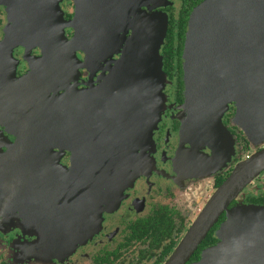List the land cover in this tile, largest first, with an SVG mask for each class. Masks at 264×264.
Instances as JSON below:
<instances>
[{
	"label": "water",
	"instance_id": "obj_1",
	"mask_svg": "<svg viewBox=\"0 0 264 264\" xmlns=\"http://www.w3.org/2000/svg\"><path fill=\"white\" fill-rule=\"evenodd\" d=\"M116 1L75 0V15L68 22L74 28L71 38L65 33L64 18L55 9L57 0L41 1L47 8L44 28L43 22L37 29L29 21H22L10 26L0 42L1 65L12 61L13 46L19 42H36L44 51L33 71L24 78L14 80L12 70L7 69L11 86L0 90V124L17 138L7 151L0 149V223L1 217L9 218L16 212L26 217L33 210H51L49 191L70 192L72 217L68 213L55 222L63 224L61 229L66 233L54 240L66 247L86 240L104 201L113 193H121L130 182L134 168L139 167L137 150L149 145L160 115L154 108V97L159 70L157 56L166 37L167 18L147 9L139 20L134 12L138 1L149 4L156 0H121L120 4ZM27 11L33 10L24 12ZM12 12L18 17L23 14L14 6ZM131 24L133 32L127 40L121 28ZM121 41L126 42L121 57L105 82L97 87L90 82L87 89H80V68L90 69L95 61L115 56L120 52ZM79 51L84 53L85 60L80 59ZM160 58L166 80L161 54ZM183 66L185 105L194 114L183 123L185 136L189 137L194 126L201 130L200 143L209 145L215 153L212 158L219 160L228 135L223 114L230 102L235 101L238 112L234 124L253 145L264 143V0H203L196 5L188 21ZM62 89L66 91L58 94ZM96 98L102 105L98 109L99 132L106 129L99 145L113 152L110 157L113 161L108 160L114 162L112 174L89 173L97 162L99 168L103 166L101 158L97 159L90 149L93 143L90 131L96 124L92 125L91 117L81 114L89 111L91 116L87 104L91 105ZM39 143L70 148L73 152L70 170L33 171L28 153ZM46 161L42 159V165L48 166ZM84 167L88 171L82 172L83 182L78 185L76 170ZM262 170L264 148L236 165L166 264H184L223 212L225 220L217 230L220 241L204 251L200 264H264V205L229 208L231 201ZM65 181L69 186L62 189ZM58 204L70 209L67 202ZM48 239L51 240L49 235Z\"/></svg>",
	"mask_w": 264,
	"mask_h": 264
},
{
	"label": "flooded vegetation",
	"instance_id": "obj_2",
	"mask_svg": "<svg viewBox=\"0 0 264 264\" xmlns=\"http://www.w3.org/2000/svg\"><path fill=\"white\" fill-rule=\"evenodd\" d=\"M41 1L0 0V42L5 39L6 31L10 26H17L22 21H29L30 26H36L37 29L43 22L44 28L47 8ZM202 1L156 0L149 4L138 1L134 9L139 20L141 13L147 9L150 13H157L167 18V34L160 48L166 75L164 89L166 106L161 112L160 121L153 129L149 145L144 148L139 147L137 150L139 167L134 168L135 174L121 193L116 195L113 193L110 198L108 196L106 202L104 201L101 211L98 214L96 212L95 224L91 233L86 234V240L77 242L73 247L62 246L63 243L54 240L65 236L66 232L61 229L63 224L55 222L68 216V213L71 215L69 217H72L73 207L69 205L72 194L66 191H51L50 194L49 191L47 196L52 200L51 210L36 208L37 210L29 212L26 217L19 215V212L9 218L1 217L0 264H166L195 219L204 210L210 197L236 165L264 148V143L253 145L244 131L234 124L238 112L235 101L230 102L223 114V122L231 137L233 149L231 159L223 169L205 177L203 173L210 168L211 157L215 153L209 145L201 143L198 147L200 150L197 149L192 137H187L183 133L184 121L193 114L185 105L183 53L191 12ZM28 3H31L32 7ZM116 3L120 4L121 0H117ZM13 6L15 10L20 8L23 14L19 17L14 16ZM30 9L35 11L32 15L28 14L33 11L24 12ZM55 9L60 17L64 18L65 33L71 38L74 35V28L69 26L68 22L75 15V0H57ZM132 28V24L121 28V33L126 35L127 40L132 35ZM121 42L120 52L115 56L104 61H95L90 69L80 68L78 79L80 89H87L90 82L94 87L105 82L110 69L121 57L126 44ZM13 47L12 61L8 65L0 64V74L4 76L0 78V90H7L11 86L9 72H5L7 69L12 70L14 80L24 78L33 71L35 63L44 56L41 45L36 42H19ZM78 56L82 61L85 60L82 51L78 52ZM65 91L62 89L58 94ZM47 102H50V98ZM100 107L102 105L96 98L91 105L87 104V109H91V116L89 111L87 114H81V117H91L92 125L96 124L91 128L90 141L97 143H92L90 149L97 159L101 158V166H103L99 168L97 162L89 173L112 174L111 167L114 162L109 163L108 160L113 161L110 158L113 152L105 151L104 146L99 145V139L105 138L102 132L106 133V129H101L102 132H99ZM0 129L4 133V136L0 137V149L7 151L16 143L17 138L10 134L3 124H0ZM226 144L227 137L225 147ZM46 145L42 146L39 143L31 147L28 156L32 159V170L41 172L48 169V172L54 173L61 172V168L70 170L72 150L68 147L53 146L50 143ZM44 158L47 160L44 163L49 167L42 165L41 160ZM86 171L88 169L85 167L76 170L78 185H82V172ZM108 180L110 181L111 178ZM53 186L57 185H51ZM68 186L65 181L62 189ZM242 196L246 204L264 205V170L240 191L237 198L231 201L229 208L238 205ZM79 197L81 202L82 193ZM58 202L63 204L67 202L70 209L66 210V206L62 207ZM80 213L78 214L81 215ZM225 216L226 212H223L184 264H200L204 251L218 244L217 230L225 220ZM49 218L52 219L51 222H48ZM44 230L48 231V234L45 232L47 235L44 234ZM48 235L51 240L48 239ZM55 243H59L57 244L59 247H56Z\"/></svg>",
	"mask_w": 264,
	"mask_h": 264
},
{
	"label": "rangeland",
	"instance_id": "obj_3",
	"mask_svg": "<svg viewBox=\"0 0 264 264\" xmlns=\"http://www.w3.org/2000/svg\"><path fill=\"white\" fill-rule=\"evenodd\" d=\"M160 54H161V52H160ZM160 54L158 53V56H157L158 64H159L158 65L159 70H158V75H157V80H156V85H157L156 96L154 97V108L157 111H160V113H159L160 115L157 117V121H160L161 112L164 109V107L166 106L165 92H164V89H165V86H166V80H165V77H164L163 72L161 70ZM197 115L199 117H201L198 112H197ZM202 130L204 131L203 128H202ZM200 132H201V130L197 129L194 126L193 130H191V134H189V136H191L192 139L196 142L197 149H199V150H200V148H198V147H200V142L202 141L201 137H199V135H198ZM3 136H4V133H3ZM226 137H227V144H226L225 150L221 153V157L219 158V160L215 159V158H212L215 154L211 157V162H210L211 166H210V168L207 171H205L203 173L205 177L206 176L207 177L211 176L214 172H217L218 170L223 169L224 167H226L228 165L229 160L231 159V156H232L233 149H232V145H231V140H230L231 137H230V135H226ZM243 199H244L243 196L240 197V201H239L238 205L246 204V203L243 202ZM219 241H220V238H219Z\"/></svg>",
	"mask_w": 264,
	"mask_h": 264
},
{
	"label": "trees",
	"instance_id": "obj_4",
	"mask_svg": "<svg viewBox=\"0 0 264 264\" xmlns=\"http://www.w3.org/2000/svg\"><path fill=\"white\" fill-rule=\"evenodd\" d=\"M167 34V33H166ZM220 183V182H219Z\"/></svg>",
	"mask_w": 264,
	"mask_h": 264
}]
</instances>
